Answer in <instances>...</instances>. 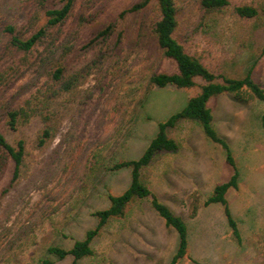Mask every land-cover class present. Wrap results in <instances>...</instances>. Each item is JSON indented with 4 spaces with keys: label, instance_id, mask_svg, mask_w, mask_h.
<instances>
[{
    "label": "rangeland",
    "instance_id": "rangeland-1",
    "mask_svg": "<svg viewBox=\"0 0 264 264\" xmlns=\"http://www.w3.org/2000/svg\"><path fill=\"white\" fill-rule=\"evenodd\" d=\"M86 1L79 0V4ZM140 1L98 2V23L84 29L75 53L76 66L93 63L101 46L89 42L110 21L115 23L114 36L102 46L104 57L93 67L81 96L45 150L35 144L39 119L17 132L4 129L13 145L19 139L26 142L27 167L12 187L13 163L0 172V264H45V260L71 264V257L58 260L47 253L48 248L69 249L96 227L94 213L110 206L108 195H121L131 183L130 170L114 172L109 166L122 159H139L159 124L181 111L197 93V89L150 87L154 72L173 71L174 64L162 56L152 33L157 17L154 3L121 17ZM200 1L176 0L180 40L232 77H243L255 66L256 80L264 87V0H231L217 15L206 14ZM240 4L253 5L258 15L239 17L234 9ZM44 5L43 0H0V54L7 42L4 26L30 29L36 14L43 24ZM74 26L72 20L67 31L72 33ZM29 80L26 77L10 89L0 109L11 100H24ZM210 106L214 126L229 143L240 176L238 189H230L226 198L242 243L234 238L222 205L203 206L217 185L230 180L234 168L226 151L209 142L198 125L181 122L172 133L180 143L179 152L158 156L144 177L157 197L188 226L189 255L179 264H195L192 260L264 264V102L242 103L232 95H222ZM96 148L101 166L92 172L90 154ZM195 196L202 206L192 218ZM178 242V234L166 228L148 202H136L126 219L108 225L93 244L94 255L80 264H168Z\"/></svg>",
    "mask_w": 264,
    "mask_h": 264
},
{
    "label": "trees",
    "instance_id": "trees-1",
    "mask_svg": "<svg viewBox=\"0 0 264 264\" xmlns=\"http://www.w3.org/2000/svg\"><path fill=\"white\" fill-rule=\"evenodd\" d=\"M100 1L89 0L81 6L79 0H43V24H39L41 15L36 14L30 21V29H20L8 24L2 30L7 42L0 54V101L5 99L8 91L19 81L26 77L30 79L27 84L28 96L21 101L11 100L0 109V172L9 162L14 165L9 187L24 175L27 152L26 142L19 139L13 145L9 142L5 130L17 132L33 119H39L41 129L35 140L36 148L45 150L56 139L69 108L81 96L82 88L87 83L93 67L104 57L103 47L107 46L114 36L115 23L110 21L99 29L89 42L90 46H101L93 63L79 68L76 66L74 59L78 41L87 26L98 23L100 14L95 11V7ZM151 3L156 5L157 10L152 33L162 56L173 62L174 70L154 72L149 79L150 87L197 89V93L189 98L181 111L159 124L158 133L139 159H122L109 166L108 170L114 172L130 170L129 187L121 195H108L110 206L94 213L98 223L86 232L82 240L76 241L69 249L60 246L48 248L47 253L58 260L71 257V264H80L83 259L92 257L95 240L112 221L126 219L136 202H148L163 219L166 228L178 234V247L168 264H179L189 255L188 226L185 220L157 197L144 177L158 156L179 152L180 143L172 133L184 121L198 125L209 142L221 146L227 153V160L234 168V174L229 181L215 187L203 206L222 205L234 238L242 243L238 222L233 218L226 198L230 189H238L240 176L229 143L219 135L214 126L210 102L222 95H232L242 103L253 100L264 102V87L256 80L255 66L243 77H232L207 62L197 50L186 46L177 33L179 8L176 0H141L125 10L121 17L140 11ZM231 4V0L200 1L206 14L216 15L221 14ZM77 5L80 6L79 12L76 11ZM234 10L244 19H252L258 15L256 7L249 4L236 5ZM72 20L76 27L74 26L75 29L73 28L71 33L66 28ZM3 122L4 128L1 127ZM262 126L264 128V115ZM97 149H93L92 155L90 154L92 172L101 166ZM201 206L200 198L195 196L191 205L192 218L198 216ZM192 261L199 264L195 260ZM44 263L52 264L48 260Z\"/></svg>",
    "mask_w": 264,
    "mask_h": 264
}]
</instances>
